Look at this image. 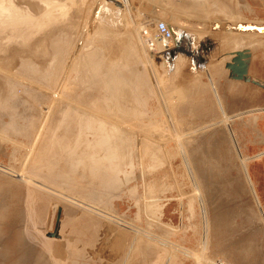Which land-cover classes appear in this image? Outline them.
<instances>
[{
	"label": "rangeland",
	"instance_id": "rangeland-1",
	"mask_svg": "<svg viewBox=\"0 0 264 264\" xmlns=\"http://www.w3.org/2000/svg\"><path fill=\"white\" fill-rule=\"evenodd\" d=\"M133 1L15 0L0 24V264H264V90L224 56L264 80V34L224 30L264 7ZM148 7L207 29L169 19L163 50Z\"/></svg>",
	"mask_w": 264,
	"mask_h": 264
},
{
	"label": "water",
	"instance_id": "water-1",
	"mask_svg": "<svg viewBox=\"0 0 264 264\" xmlns=\"http://www.w3.org/2000/svg\"><path fill=\"white\" fill-rule=\"evenodd\" d=\"M14 3L15 0H0V24L5 23L8 18L12 17L15 14ZM133 4L138 5L139 1L134 0ZM148 9H153L155 15L164 19L165 22H167L169 19H173L174 23L178 26V28H191L198 30L207 29V25L202 22L190 21L184 18L173 17L171 14L166 13L159 8L148 7ZM47 16H49V14H47ZM212 28L213 30H223L221 24L219 23H214ZM224 30L226 32L234 31L238 33L264 34V23L256 24L253 22H239L236 25L228 23ZM224 56H231V60L226 62L225 64L226 70L229 71L228 78L230 80L253 84L264 90V80L257 78L251 75L250 73V67L253 58V53L250 48L234 50L229 53H226ZM55 212L57 213L55 229L52 232L47 233V236L50 238H58L59 236L63 209L61 207H56Z\"/></svg>",
	"mask_w": 264,
	"mask_h": 264
},
{
	"label": "built area",
	"instance_id": "built-area-1",
	"mask_svg": "<svg viewBox=\"0 0 264 264\" xmlns=\"http://www.w3.org/2000/svg\"><path fill=\"white\" fill-rule=\"evenodd\" d=\"M155 37L156 39H151L150 41L155 46V42L158 45L159 48L165 49L173 44L174 34L173 29L170 27V25L163 21L159 20L155 24ZM147 39L149 36L147 35Z\"/></svg>",
	"mask_w": 264,
	"mask_h": 264
},
{
	"label": "crops",
	"instance_id": "crops-1",
	"mask_svg": "<svg viewBox=\"0 0 264 264\" xmlns=\"http://www.w3.org/2000/svg\"><path fill=\"white\" fill-rule=\"evenodd\" d=\"M236 1H239V0H236ZM244 2H247L249 6H254V7H264V0H243ZM251 1L254 3H251ZM227 6H229L230 4H226ZM238 6L239 5H242V4H237ZM230 6H235V3L234 4H231Z\"/></svg>",
	"mask_w": 264,
	"mask_h": 264
},
{
	"label": "bare ground",
	"instance_id": "bare-ground-1",
	"mask_svg": "<svg viewBox=\"0 0 264 264\" xmlns=\"http://www.w3.org/2000/svg\"><path fill=\"white\" fill-rule=\"evenodd\" d=\"M19 1V0H18ZM37 2V1H36ZM130 2H131V0H130ZM28 3H30V2H28ZM30 5H31V3H30ZM33 5V4H32ZM33 11H35V10H33ZM37 11V10H36ZM35 11V12H36ZM7 23V22H6ZM34 24V23H33ZM15 25V24H14ZM35 25V24H34ZM23 29V28H22ZM173 29V28H172ZM180 29H182V28H180ZM38 32V31H37ZM31 38V37H30ZM28 41V40H27ZM30 41V40H29ZM1 42V41H0Z\"/></svg>",
	"mask_w": 264,
	"mask_h": 264
}]
</instances>
